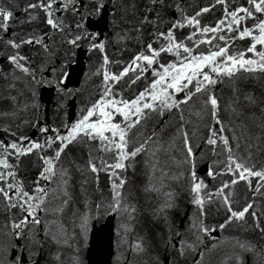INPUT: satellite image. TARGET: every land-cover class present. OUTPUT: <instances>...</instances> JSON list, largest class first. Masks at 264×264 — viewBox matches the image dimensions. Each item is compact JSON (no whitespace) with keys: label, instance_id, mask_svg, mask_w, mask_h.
Segmentation results:
<instances>
[{"label":"water","instance_id":"obj_1","mask_svg":"<svg viewBox=\"0 0 264 264\" xmlns=\"http://www.w3.org/2000/svg\"><path fill=\"white\" fill-rule=\"evenodd\" d=\"M0 8V264H264L261 0Z\"/></svg>","mask_w":264,"mask_h":264},{"label":"snow or ice","instance_id":"obj_2","mask_svg":"<svg viewBox=\"0 0 264 264\" xmlns=\"http://www.w3.org/2000/svg\"><path fill=\"white\" fill-rule=\"evenodd\" d=\"M261 3H264V0H261ZM36 5H29V7H35ZM255 7L259 10L260 9V5L256 4ZM244 11H247V9H244ZM11 16V13L5 12L3 8H0V27H3V20L7 19L8 17ZM50 24L53 23L51 20L48 21ZM207 79V77H206ZM212 103L215 104L216 101L212 100ZM121 139H123V137H121ZM12 147H15V145H12ZM133 155H135V153H133ZM6 166V165H5ZM122 165L117 164L116 167H121ZM197 188H199V185H197ZM0 191H2V189H0ZM247 209H245L246 211ZM240 216H243V212L240 213ZM17 227H19V225H17Z\"/></svg>","mask_w":264,"mask_h":264}]
</instances>
